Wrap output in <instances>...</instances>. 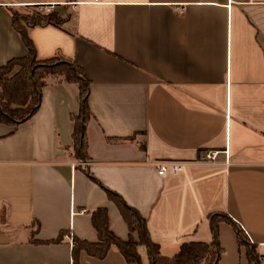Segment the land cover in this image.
I'll return each instance as SVG.
<instances>
[{"label":"crops","instance_id":"0c3cea01","mask_svg":"<svg viewBox=\"0 0 264 264\" xmlns=\"http://www.w3.org/2000/svg\"><path fill=\"white\" fill-rule=\"evenodd\" d=\"M37 6L71 13L28 36L38 59H71L89 81L87 157L77 82L49 78L28 119L0 122V264H128L116 245L73 249L100 241L101 207L113 234L139 241L110 191L163 256L217 238L215 264H264V0H0V67L28 54L9 8ZM165 160L182 170L159 175ZM138 252L148 264L149 246Z\"/></svg>","mask_w":264,"mask_h":264},{"label":"trees","instance_id":"16d2710c","mask_svg":"<svg viewBox=\"0 0 264 264\" xmlns=\"http://www.w3.org/2000/svg\"><path fill=\"white\" fill-rule=\"evenodd\" d=\"M76 1V0H67ZM41 7H34L32 12L19 15L17 8H9L14 28L19 32L21 38L28 48L25 57L10 60L6 65L0 67V99L8 100L17 105L11 108L0 100V122L17 125L28 119L40 106L41 88L53 78L56 82H77L80 86L81 107L78 115H73L74 121V148L77 155L87 157V143L85 127L90 111L87 103L89 92V81L84 76L80 65L71 59L61 55L40 60L36 56L35 46L28 36V28L36 25L54 24L61 26L59 15L50 10L46 12ZM143 147V146H142ZM145 148V147H143ZM111 196L119 202L123 217L127 221L131 231L136 229L139 233V241L132 236L127 240L117 237L109 228L108 211L105 207L98 208L92 213V221L99 233V242H89L73 238L74 252L79 248H85L89 253L103 258L111 245H116L124 255L128 264H145L138 252V245L145 243L149 246L150 262L148 264H201L203 260H210L215 264L220 258L222 249L217 238L211 243L189 242L181 245L179 251L172 257L163 256L159 248L148 236L146 221L140 214L129 207L119 196L110 191ZM218 216L212 217L215 230H217ZM37 229L39 228V223ZM244 235V234H243ZM62 234L54 239L61 240ZM240 240L242 238L240 237ZM36 242V239H32ZM252 253L249 264H259Z\"/></svg>","mask_w":264,"mask_h":264},{"label":"built area","instance_id":"2783aa9c","mask_svg":"<svg viewBox=\"0 0 264 264\" xmlns=\"http://www.w3.org/2000/svg\"><path fill=\"white\" fill-rule=\"evenodd\" d=\"M218 155V151L210 150L201 153V159L205 161H214ZM228 161V159L226 160ZM158 174L165 176L167 174H175L182 170L183 163L180 161L165 160L157 163Z\"/></svg>","mask_w":264,"mask_h":264},{"label":"rangeland","instance_id":"374dc122","mask_svg":"<svg viewBox=\"0 0 264 264\" xmlns=\"http://www.w3.org/2000/svg\"><path fill=\"white\" fill-rule=\"evenodd\" d=\"M33 8L32 7H19L17 8L16 11H18L17 13L19 15H22V14H26L28 12H32ZM41 10H45L46 12L50 11V10H53L51 8H42ZM58 15H59V18L61 19V21H65L67 17L70 16V11L68 9H64V11H66L67 14H59L58 10H54ZM0 93H2L1 89H0ZM2 101V103H6L8 104L11 108H16L17 105L14 104L13 102L11 103L10 101L6 100L4 101L3 98L0 99ZM201 264H211V259L210 260H203Z\"/></svg>","mask_w":264,"mask_h":264}]
</instances>
